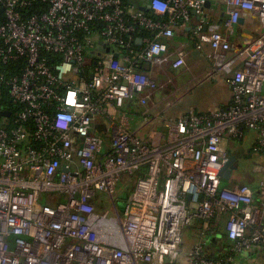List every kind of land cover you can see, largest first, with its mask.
Returning <instances> with one entry per match:
<instances>
[{
	"label": "built area",
	"instance_id": "2783aa9c",
	"mask_svg": "<svg viewBox=\"0 0 264 264\" xmlns=\"http://www.w3.org/2000/svg\"><path fill=\"white\" fill-rule=\"evenodd\" d=\"M205 1L159 0L160 12L154 0L137 11L123 0H0V112L9 113L0 116V264H233L264 246V201L257 206L246 185L223 188L219 176L229 158L223 138L253 131L255 150L264 145V0H224L222 32H204L192 16ZM247 16L262 32L231 54L229 37ZM179 23L193 25L198 49L209 46L232 100L225 110L164 120L167 135L152 145L125 108L137 99L145 115L157 84L136 64L167 62ZM135 25L154 33L138 53ZM185 48L172 68L184 66ZM69 90L79 109L66 104ZM61 115L70 117L63 128ZM123 176L134 181L119 213L114 194ZM258 189L264 199V179ZM99 193L114 216L100 210ZM223 214L228 253L209 257L212 221ZM192 227L198 238L180 259L184 229Z\"/></svg>",
	"mask_w": 264,
	"mask_h": 264
},
{
	"label": "crops",
	"instance_id": "0c3cea01",
	"mask_svg": "<svg viewBox=\"0 0 264 264\" xmlns=\"http://www.w3.org/2000/svg\"><path fill=\"white\" fill-rule=\"evenodd\" d=\"M206 1L208 4L204 7L202 14L192 12V16L202 21L204 32L210 30L222 32V23L228 15L224 0ZM137 5L138 7L135 8L134 4H131L133 11L144 7L140 1ZM240 19H243L242 23L235 26L234 34L229 37L233 46L231 54L245 49L262 32L261 23L255 16ZM167 43L168 53L165 57L168 61L161 66L150 65L148 76L156 81L157 88L150 94L145 115H143L145 111L143 107L139 106L137 99H134L135 104L132 107L129 105L130 101L126 104L125 109L133 114L132 124L138 126L136 130L147 128L154 132L157 125L164 124V120L179 119L190 112L205 114L225 110L231 104L232 93L225 80L226 74L213 72L212 62L208 57L211 50L207 44L201 49L197 48V36L191 23H179ZM183 43L186 44L184 49L185 64L181 68L174 69L171 62L175 59L176 51ZM137 45L143 46L141 43ZM142 140L152 145H160L163 143V136H147ZM222 187L233 189L236 186L231 184L228 187ZM252 192L255 204L261 206L264 201L263 197L256 190H252ZM226 219L227 214H223L212 221L213 230L207 237L206 252L216 258L228 253L230 242L226 238ZM185 233L194 240V243L196 242L198 235L195 227L189 228ZM183 246L184 244L181 246L180 259L185 258L192 247L186 250ZM233 264H264V248L254 247L241 252L235 256Z\"/></svg>",
	"mask_w": 264,
	"mask_h": 264
},
{
	"label": "rangeland",
	"instance_id": "374dc122",
	"mask_svg": "<svg viewBox=\"0 0 264 264\" xmlns=\"http://www.w3.org/2000/svg\"><path fill=\"white\" fill-rule=\"evenodd\" d=\"M132 3L134 4L135 8L138 7L137 0H131V4ZM137 128L138 126L133 124V130H136ZM138 135L141 139H143L147 136H166L167 133L164 124L161 123L155 127L154 132H152L151 129L142 128L139 131ZM256 143V134L253 131L246 132L242 139L237 138L235 140L228 137L223 138L221 146L227 152L228 156L230 157L234 154H237L242 155L243 158L238 161L237 170L234 172L232 178L229 181L222 182V186L228 187L231 184L235 186H240L249 183H254L255 188H257L256 191L258 192V184L261 180L264 179V145L259 149L258 147H256L257 150L252 151V148H255ZM133 181V178L123 176L122 180H120L116 184L114 201L119 213H121L125 207L126 200L131 193ZM98 195L100 198L97 200V204L101 205L100 210L107 213V216H114L115 213L112 210V203L107 198L105 199L102 193H99ZM43 197H45V195H43ZM188 229L189 228H185L183 232V247L186 250L190 249V247L194 243V240L190 238L188 234L185 233Z\"/></svg>",
	"mask_w": 264,
	"mask_h": 264
},
{
	"label": "trees",
	"instance_id": "16d2710c",
	"mask_svg": "<svg viewBox=\"0 0 264 264\" xmlns=\"http://www.w3.org/2000/svg\"><path fill=\"white\" fill-rule=\"evenodd\" d=\"M138 1H140V3H142V4H144V5L147 4V3L149 2V0H138ZM123 2H124L125 5L131 6V0H123ZM145 14L149 15V12L145 11ZM159 20H161L162 22H167V21H168V17L165 16V17H163V18H160ZM135 27L137 28V32L134 34V36H133L134 38H133V41H132L131 44H132V51H133L134 53H138V52L141 51L142 48L136 44L135 39H136V38H139V39H145V38L152 39L154 33H153V32H150V31H147V30H142V29L139 28L137 25H135ZM117 50H119L120 55H124V56H125V55H128L129 57H132V54H128V52H127L126 49H124V48H120V47H118ZM136 66H137V67H136V70H137V71H139V72H141V73H145L146 75H148V73H149V69H150V65H149V64H146V63H144V62L138 61V63L136 64ZM154 81H155V80H154ZM155 83H156V81H155ZM156 84H157V83H156ZM0 97L3 98L4 95L1 94ZM3 102H4V100H1V104H4ZM1 104H0V105H1ZM133 104H135V101H134V100L130 101L129 105H130L131 107L133 106ZM5 105H7V103H5ZM1 106H3V105H1ZM200 114H201V113H200ZM0 120H1V117H0ZM97 130H98V131H96L97 134L105 136V132H104V130H103V126L98 125V126H97ZM246 132H248V131H244V132H243V137H244V135H245ZM232 139H235V140H236V138H232ZM241 139H242V138H241ZM254 150H255V148H252V151H254ZM255 151H256V150H255ZM233 156H235L236 159H237L238 161H240V160L243 158L242 155L234 154ZM222 182H224V181L221 180V184H222ZM222 185H223V184H222ZM245 185L248 186V187H250L251 190H256V189H257V188H255L254 183H253V184L249 183V184H245ZM258 192H259V189H258ZM263 248H264V246H263ZM208 256H209V257H214V256H211V255H208ZM221 257H223V256H221Z\"/></svg>",
	"mask_w": 264,
	"mask_h": 264
},
{
	"label": "clouds",
	"instance_id": "9594fccd",
	"mask_svg": "<svg viewBox=\"0 0 264 264\" xmlns=\"http://www.w3.org/2000/svg\"><path fill=\"white\" fill-rule=\"evenodd\" d=\"M153 7H154V9H156L157 11L162 12V11H164L166 5L163 4V3H161V2H159V0H154ZM162 50H163V49L161 48V49H154L153 51L156 52V51H162ZM69 69H70V65L65 64L61 69H59V71L61 72V74H63L64 72L69 71ZM241 79H243V78L241 77ZM97 83H99V82H97ZM81 87H83V85H81ZM75 97H76V93H75L74 91H72V90H69V91L67 92V95H66V104H67L68 106H75L77 109H79V108L82 107V106H81V105H78V104L76 103V99H75ZM59 119H60V124H59V126H60L61 128H63V127L66 126V121H68V120L70 119V117L61 115V116L59 117ZM85 123H87V121H86ZM183 130H184V129L181 128V131H182V132H183ZM83 131H84V130L81 129V132H82V133H83ZM187 187H188V185H187V183H185V188H187Z\"/></svg>",
	"mask_w": 264,
	"mask_h": 264
},
{
	"label": "water",
	"instance_id": "95a60500",
	"mask_svg": "<svg viewBox=\"0 0 264 264\" xmlns=\"http://www.w3.org/2000/svg\"><path fill=\"white\" fill-rule=\"evenodd\" d=\"M208 4V1H205V7L207 6ZM145 8L144 7H141L140 10H144ZM242 20L243 19H239L238 20V24L242 23ZM141 43V40L140 39H137L136 40V44H140ZM102 51V49H101ZM109 51V48L106 49V52ZM118 55L115 54V57H117ZM0 116L1 117H8L9 116V113L6 112V111H1L0 112ZM237 170V159L235 156H230L227 160V162L225 163V165L223 166V168L221 169L220 173H219V176L221 178V180L223 181H229L232 176H233V173ZM64 171H66V169H64Z\"/></svg>",
	"mask_w": 264,
	"mask_h": 264
},
{
	"label": "flooded vegetation",
	"instance_id": "af4514ba",
	"mask_svg": "<svg viewBox=\"0 0 264 264\" xmlns=\"http://www.w3.org/2000/svg\"><path fill=\"white\" fill-rule=\"evenodd\" d=\"M237 164H238V160H237Z\"/></svg>",
	"mask_w": 264,
	"mask_h": 264
}]
</instances>
